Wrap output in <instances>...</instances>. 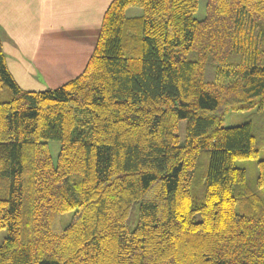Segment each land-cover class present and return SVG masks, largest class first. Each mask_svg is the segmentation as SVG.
<instances>
[{
  "label": "trees",
  "instance_id": "1",
  "mask_svg": "<svg viewBox=\"0 0 264 264\" xmlns=\"http://www.w3.org/2000/svg\"><path fill=\"white\" fill-rule=\"evenodd\" d=\"M198 8L113 0L85 71L42 91L0 36V264H264V201L236 166L264 150V0Z\"/></svg>",
  "mask_w": 264,
  "mask_h": 264
},
{
  "label": "crops",
  "instance_id": "2",
  "mask_svg": "<svg viewBox=\"0 0 264 264\" xmlns=\"http://www.w3.org/2000/svg\"><path fill=\"white\" fill-rule=\"evenodd\" d=\"M112 2L0 0V36L17 84L24 90L42 91L82 74Z\"/></svg>",
  "mask_w": 264,
  "mask_h": 264
},
{
  "label": "rangeland",
  "instance_id": "3",
  "mask_svg": "<svg viewBox=\"0 0 264 264\" xmlns=\"http://www.w3.org/2000/svg\"><path fill=\"white\" fill-rule=\"evenodd\" d=\"M206 6H207V0H199V8L197 10V13L195 14V17L199 20H202L206 16ZM139 15L142 14V10L139 8H131L127 11V16L132 17L136 15L137 13ZM8 94V91L2 94L0 99L6 98ZM256 110L251 111H231L229 112L224 121V125L227 127L232 126H238L245 122H247L250 119V116L255 112ZM180 139L183 141L186 134V121H182L179 126V132H178ZM50 150L53 156V159L55 162L58 160V155L60 152V143L55 141L49 142ZM264 159V150L260 151L259 157L257 160H238L236 161V166L240 168L246 169V176H247V183L251 191L255 192L259 198H261L264 201V189H260L257 186V178L259 174L258 169V160ZM239 212H241L239 208ZM74 211L67 212L62 217V226L66 227L73 217ZM242 213V212H241ZM7 236V230L3 229L0 230V246L4 242L5 238Z\"/></svg>",
  "mask_w": 264,
  "mask_h": 264
}]
</instances>
